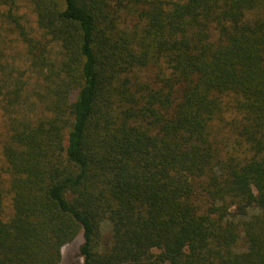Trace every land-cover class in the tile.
Returning a JSON list of instances; mask_svg holds the SVG:
<instances>
[{"label": "trees", "instance_id": "1", "mask_svg": "<svg viewBox=\"0 0 264 264\" xmlns=\"http://www.w3.org/2000/svg\"><path fill=\"white\" fill-rule=\"evenodd\" d=\"M28 1L27 65L0 55V264L79 236L83 264H264V0Z\"/></svg>", "mask_w": 264, "mask_h": 264}, {"label": "rangeland", "instance_id": "2", "mask_svg": "<svg viewBox=\"0 0 264 264\" xmlns=\"http://www.w3.org/2000/svg\"><path fill=\"white\" fill-rule=\"evenodd\" d=\"M34 5L28 1V0H22L19 1L17 4V8L14 9L15 12V19L12 17H8V9L3 7V12L0 15V26L1 29H13L14 31H4L8 34L7 39H4L5 42H2L0 44V55L5 58L7 56L10 58L11 63L20 65L21 67H25L27 65V49L29 48L28 43L25 41L24 36L20 34L21 30H19L17 27V21L18 20L24 27L25 30L28 31L30 34L35 35L38 31L37 25L35 23L36 21V12L34 10ZM27 33V32H26ZM26 36V34H25ZM27 38V36H26ZM57 52H54V56H57ZM144 76L147 75H153V71L144 70ZM32 80H30L31 82ZM11 89H14L12 87ZM36 93L31 90V93L29 95V99L22 98L19 100V107H21L24 111L26 112H32L34 114V107L31 106L30 104L36 100L37 101V96L35 95ZM38 102V101H37ZM1 107V105H0ZM1 109V108H0ZM6 122V118L1 115L0 112V130L1 127ZM101 242L102 245H111L112 240H113V235H112V228L111 224L109 221L104 220L101 223ZM83 239L81 236L77 237V239L66 245L64 247L63 251V260L61 264H83V258L79 256V247L82 243Z\"/></svg>", "mask_w": 264, "mask_h": 264}]
</instances>
